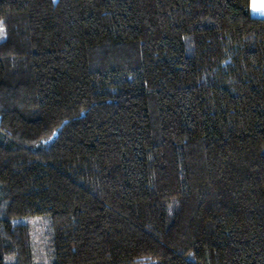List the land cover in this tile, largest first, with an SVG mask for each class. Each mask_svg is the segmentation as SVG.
<instances>
[{"label": "trees", "instance_id": "1", "mask_svg": "<svg viewBox=\"0 0 264 264\" xmlns=\"http://www.w3.org/2000/svg\"><path fill=\"white\" fill-rule=\"evenodd\" d=\"M0 264H264V18L250 0H0Z\"/></svg>", "mask_w": 264, "mask_h": 264}, {"label": "rangeland", "instance_id": "2", "mask_svg": "<svg viewBox=\"0 0 264 264\" xmlns=\"http://www.w3.org/2000/svg\"><path fill=\"white\" fill-rule=\"evenodd\" d=\"M4 28L0 24V40L4 38ZM23 222H27L32 231V246H33V261L36 264H45V221L41 216H30L20 219ZM6 263L11 264L14 262L13 256L6 257Z\"/></svg>", "mask_w": 264, "mask_h": 264}, {"label": "crops", "instance_id": "3", "mask_svg": "<svg viewBox=\"0 0 264 264\" xmlns=\"http://www.w3.org/2000/svg\"><path fill=\"white\" fill-rule=\"evenodd\" d=\"M250 11L253 16L264 18V0H250Z\"/></svg>", "mask_w": 264, "mask_h": 264}]
</instances>
